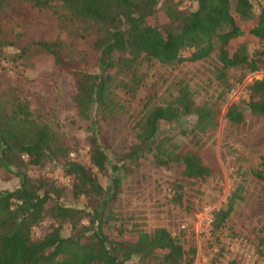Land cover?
Returning <instances> with one entry per match:
<instances>
[{
	"label": "trees",
	"instance_id": "1",
	"mask_svg": "<svg viewBox=\"0 0 264 264\" xmlns=\"http://www.w3.org/2000/svg\"><path fill=\"white\" fill-rule=\"evenodd\" d=\"M13 1L22 7L21 14L9 11ZM194 2L193 8L182 9L176 0H0V59L14 62L24 58L27 62L32 53H45L52 56L57 68L73 76V107L77 116L87 121V143L92 147L89 161L108 180L103 186L91 167L70 159L58 161L63 146L57 137L32 117L26 98L13 88L0 87V180H18L13 188L0 189V264H191L193 244L162 226L150 231L123 227L113 203L131 167L150 156L155 164L172 171L167 181L170 200L189 209V200L182 201L187 186L220 173L207 156L203 139L217 126L224 95L246 73L264 71V2L258 3L256 13L251 0ZM158 16L162 22L156 21ZM51 19L60 29H93V71L69 62L64 40L57 32L50 34L47 24ZM248 36L258 44L251 51ZM231 43L235 47L228 51L226 46ZM4 48L14 51L5 56ZM213 54L219 63L212 70L215 97L197 104L188 83L177 81L173 99L135 120V143L120 163L111 162L106 117L113 108L124 107L115 90L134 97L141 83L139 64L152 61L176 67ZM230 70L238 72L235 78L229 75ZM245 88V109L254 116L264 115V76L252 79ZM223 117L240 124L243 108L231 102ZM161 122H186L179 133L187 141L177 143L173 136L162 134ZM46 162H53L69 177V194L84 198L82 206L59 202L58 194L52 196V182L35 183L24 172L27 164ZM250 174L264 181L262 170L253 168ZM239 199V190H233L223 205L211 211V234L223 227ZM47 209L54 224L43 235L32 237V227ZM107 217L112 219L110 224ZM63 224L70 227L66 237L60 234ZM124 233L131 239H116Z\"/></svg>",
	"mask_w": 264,
	"mask_h": 264
},
{
	"label": "rangeland",
	"instance_id": "2",
	"mask_svg": "<svg viewBox=\"0 0 264 264\" xmlns=\"http://www.w3.org/2000/svg\"><path fill=\"white\" fill-rule=\"evenodd\" d=\"M176 1L182 9H191L195 5L194 0ZM251 2L256 13L258 3H263L264 0ZM21 10L22 7L14 1L9 6V11L14 15L21 14ZM46 20V17L42 19L44 23ZM254 20L255 18L250 23ZM156 21L162 22L163 19L158 16ZM47 26L51 35L57 32L64 40L69 62L78 69H95L92 42L96 35L92 28L87 32L60 29V24L52 19ZM248 41L249 51L258 47L257 42L249 36ZM234 47L235 44L232 43L226 46L228 51ZM13 51L12 48H4V55ZM218 64L215 54L205 60L183 63L176 67L162 66L152 61L139 64L137 72L141 83L134 97L129 98L123 91L115 90V97L124 102V107L113 108L106 117L104 130L110 161L120 163L123 160V154L135 143V120L142 117L148 109L171 101L177 81L188 83L197 104L214 98L216 87L212 70ZM0 66V87L13 88L21 97L26 98L32 117L46 125L63 146L56 156L57 160L70 159L91 167L100 183L105 186L107 178L98 173L89 161L92 147L87 143V121L79 118L74 111L73 76L57 68L52 56L45 53H32L27 62L24 58L12 62L2 57ZM236 74L237 71H229V75L234 78ZM262 76V69L246 73L224 95L217 126L203 139L207 156L219 167L220 173L187 186L182 201L189 200V209L170 200L167 181L171 178V169L161 167L150 156H145L122 179L113 203L118 222L123 227L145 231L157 226L166 228L181 241L194 245L195 253L191 264H264V181H259L250 174L253 168L262 170L264 174V115L254 116L245 109L248 100L246 84ZM231 102L243 108V120L240 124L230 123L223 117L226 106ZM189 120L190 118L186 122ZM185 123L170 125L161 122L160 131L173 136L177 143H185L186 137L179 133L180 127ZM22 157L26 160L25 155ZM24 172L35 183L38 180L47 184L52 182V196L58 194L59 202L76 207L84 204V198H74L69 194L71 181L53 162H46L41 166L27 164ZM2 173L0 170V175ZM17 183V178L0 180V189L13 188ZM236 189L239 190L240 199L235 201L223 227L211 234L205 216L223 205L227 196ZM107 218L110 224L112 219ZM53 224L47 209L42 220L32 227L31 236L43 235ZM70 233L69 225L63 224L60 234L66 237ZM125 235L116 236V239H131L129 234ZM142 264L153 262L144 261Z\"/></svg>",
	"mask_w": 264,
	"mask_h": 264
},
{
	"label": "built area",
	"instance_id": "3",
	"mask_svg": "<svg viewBox=\"0 0 264 264\" xmlns=\"http://www.w3.org/2000/svg\"><path fill=\"white\" fill-rule=\"evenodd\" d=\"M205 221H206V224H207V225L210 224V222H211V214H207V215L205 216Z\"/></svg>",
	"mask_w": 264,
	"mask_h": 264
}]
</instances>
